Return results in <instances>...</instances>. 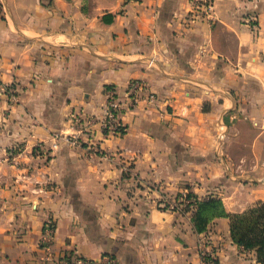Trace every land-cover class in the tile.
I'll return each instance as SVG.
<instances>
[{
    "label": "crops",
    "instance_id": "0c3cea01",
    "mask_svg": "<svg viewBox=\"0 0 264 264\" xmlns=\"http://www.w3.org/2000/svg\"><path fill=\"white\" fill-rule=\"evenodd\" d=\"M191 8L0 0V264L65 253L203 264V240L216 264H264L232 240L229 216L198 232L193 214L157 203L187 187L218 194L228 214L264 201V0H215L210 21ZM136 78L157 103L126 110L125 132L105 136L107 88L124 96Z\"/></svg>",
    "mask_w": 264,
    "mask_h": 264
},
{
    "label": "built area",
    "instance_id": "2783aa9c",
    "mask_svg": "<svg viewBox=\"0 0 264 264\" xmlns=\"http://www.w3.org/2000/svg\"><path fill=\"white\" fill-rule=\"evenodd\" d=\"M137 1V0H136ZM192 8L189 12V18L194 20L210 21L213 19L215 9V0H191ZM10 92L14 95L15 90L10 88ZM141 103L147 106H154L157 103V93L154 92L145 79H132L127 86L124 96L117 92L115 87L107 88V101L104 106L103 113L97 119L103 134L107 137L121 136L126 126L123 120V113L126 110L134 109ZM81 119L77 120L81 123ZM94 117L86 119V127L95 123ZM78 134L69 136L68 141L79 143ZM41 147V145H38ZM43 191V188H37ZM160 208L180 211L194 214L197 210V202L188 189L181 190L178 196L161 195L157 198ZM56 224L55 219L49 216L45 220L44 231L41 238V245L44 249L49 250L55 235ZM205 240L201 241L200 253L203 264H216L217 255L213 251H208L205 246ZM56 264H118V260L111 254H103L99 258H89L79 254L65 253L55 260Z\"/></svg>",
    "mask_w": 264,
    "mask_h": 264
},
{
    "label": "trees",
    "instance_id": "16d2710c",
    "mask_svg": "<svg viewBox=\"0 0 264 264\" xmlns=\"http://www.w3.org/2000/svg\"><path fill=\"white\" fill-rule=\"evenodd\" d=\"M225 215L230 219L232 240L244 249H254L258 261L264 263V201L255 202L243 212L228 214L222 199L211 196L198 201L193 222L197 231L203 232L214 218Z\"/></svg>",
    "mask_w": 264,
    "mask_h": 264
},
{
    "label": "rangeland",
    "instance_id": "374dc122",
    "mask_svg": "<svg viewBox=\"0 0 264 264\" xmlns=\"http://www.w3.org/2000/svg\"><path fill=\"white\" fill-rule=\"evenodd\" d=\"M11 157H12V155H11ZM243 170H237V171H235L234 173L236 174V175H242L243 174ZM184 189H188L189 190V192H191L190 193V196H192L193 198H194V200L197 202V205H198V201H200V200H202V199H208L209 197H211V196H214L215 198H221V197H219V195L218 194H215V193H212V194H207V195H205V197L203 196L202 198L201 197H199L196 193H194L193 191H191V189L190 188H184ZM184 189H182V190H184ZM181 191L179 190V191H177L176 193H174V194H171L172 196H178V194L180 193ZM217 193V192H216ZM224 204V203H223ZM159 205V204H158ZM160 207V206H159ZM224 208H225V206H224ZM226 210V209H225ZM245 211V210H244ZM227 212V211H226ZM225 216H228V215H225ZM222 217V216H221Z\"/></svg>",
    "mask_w": 264,
    "mask_h": 264
}]
</instances>
